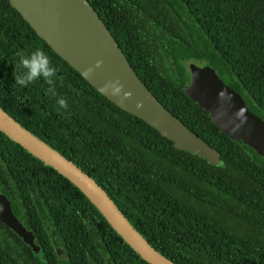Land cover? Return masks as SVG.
<instances>
[{"label":"trees","instance_id":"trees-1","mask_svg":"<svg viewBox=\"0 0 264 264\" xmlns=\"http://www.w3.org/2000/svg\"><path fill=\"white\" fill-rule=\"evenodd\" d=\"M88 1L151 94L217 150L223 165L176 150L109 102L8 0H0V108L89 175L173 263L264 264V157L228 137L182 91L188 63L207 65L264 120V0ZM38 47L58 68L56 96L43 79L15 85L16 52ZM60 97L67 111L57 110ZM0 194L16 213L23 202L40 215V226L54 222L69 262L57 261L50 247L44 264H106L105 256L113 264H148L74 185L1 132ZM4 229L10 234L0 223ZM6 255L0 240V264H10Z\"/></svg>","mask_w":264,"mask_h":264},{"label":"water","instance_id":"water-1","mask_svg":"<svg viewBox=\"0 0 264 264\" xmlns=\"http://www.w3.org/2000/svg\"><path fill=\"white\" fill-rule=\"evenodd\" d=\"M35 34L99 94L120 110L142 120L178 151L191 152L212 166L220 153L174 117L142 83L109 29L88 0H8ZM189 83L182 88L228 137L242 141L264 157V120L226 86L207 65H188ZM0 132L33 158L74 185L112 230L146 263L175 264L155 250L132 226L106 192L77 165L21 126L0 108ZM0 222L34 253L33 235L0 196ZM60 259H66L62 249ZM108 264H113L107 258Z\"/></svg>","mask_w":264,"mask_h":264},{"label":"flooded vegetation","instance_id":"flooded-vegetation-1","mask_svg":"<svg viewBox=\"0 0 264 264\" xmlns=\"http://www.w3.org/2000/svg\"><path fill=\"white\" fill-rule=\"evenodd\" d=\"M190 63L193 62H189L188 64ZM195 65L199 66L200 64H195ZM187 75L189 76V80H190L189 68L187 71ZM1 195L2 194H0V196ZM4 197L8 201L9 207L13 212V214L16 216V218L23 224V226L29 232L32 233L33 242L35 246L38 248V253H34L33 250L28 245H26L13 231H11L9 228H7L4 225L9 230L10 234L5 229L4 231L0 230V240H3V243L5 245V249L7 253L6 259L8 263L44 264V260H43L44 256L46 255V252L49 251L50 247H52L51 249L53 250L56 256L57 261L66 262V263L69 262V256L66 253V250L63 248V245L59 243L58 234L55 233L56 226L54 225V222H52L51 220H46V222H43L42 226H40L38 222L40 215L36 217L37 213H33L25 210L26 206L25 204H23V202L17 204L18 212L16 213L15 210H13L12 201L9 200L6 196ZM33 202H35L34 207H40V204H42V201L37 199H34ZM41 217L46 218V216L42 212H41ZM43 230L45 231V235L42 232ZM44 236H47V241L44 239ZM60 249H62L65 255L67 256L66 259H60L58 257L57 251ZM104 258H105V263L108 264L106 261L107 256H105Z\"/></svg>","mask_w":264,"mask_h":264},{"label":"clouds","instance_id":"clouds-1","mask_svg":"<svg viewBox=\"0 0 264 264\" xmlns=\"http://www.w3.org/2000/svg\"><path fill=\"white\" fill-rule=\"evenodd\" d=\"M15 55L18 58L13 71L15 85L25 88L36 80L43 79L49 85L48 94L56 96L55 85L57 80L61 78L57 76L58 68L53 65L50 57L43 49L38 47L30 54L17 51ZM56 103L58 111L60 109L67 111L68 104L66 98L60 97Z\"/></svg>","mask_w":264,"mask_h":264},{"label":"rangeland","instance_id":"rangeland-1","mask_svg":"<svg viewBox=\"0 0 264 264\" xmlns=\"http://www.w3.org/2000/svg\"><path fill=\"white\" fill-rule=\"evenodd\" d=\"M160 36H161V35H160ZM162 39H164V36H163V37H161V40H162ZM194 64H195V63H194ZM188 65H189V64H188ZM199 66H200V65H199Z\"/></svg>","mask_w":264,"mask_h":264}]
</instances>
